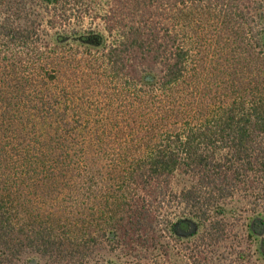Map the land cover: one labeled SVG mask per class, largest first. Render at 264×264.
Instances as JSON below:
<instances>
[{"label": "trees", "instance_id": "16d2710c", "mask_svg": "<svg viewBox=\"0 0 264 264\" xmlns=\"http://www.w3.org/2000/svg\"><path fill=\"white\" fill-rule=\"evenodd\" d=\"M42 1H0V264H156L173 204L215 245L225 201L264 218V0H114L79 60L47 30L89 4Z\"/></svg>", "mask_w": 264, "mask_h": 264}, {"label": "rangeland", "instance_id": "374dc122", "mask_svg": "<svg viewBox=\"0 0 264 264\" xmlns=\"http://www.w3.org/2000/svg\"><path fill=\"white\" fill-rule=\"evenodd\" d=\"M2 1V0H0ZM26 1V9L32 15V17H37L38 20L43 19L46 20L48 16H46V10L48 9L47 6H45V3L42 0H25ZM86 4L88 5L89 9L84 14V16H79L77 13V10L74 9L73 12H70L71 15L69 18H66L65 20H61L60 22H55L54 26L52 28H48V34L47 38L49 40H53L55 36L61 35L62 36V43H64V46L60 48L57 52L58 56H67L72 57L75 56L77 60L80 58L84 59H90L93 58V55H100L103 48L107 47L108 44L113 41V38L115 36H118V31H114L113 33H108L107 30L104 29L103 24L101 21L96 18V15H99V13H102L104 9L108 8L109 4L114 3V0H86ZM70 5V3L68 4ZM67 6V5H66ZM69 7V6H68ZM2 8V7H1ZM0 8V9H1ZM73 13H76V15H73ZM37 15V16H36ZM39 15V16H38ZM42 24H44L42 22ZM43 27V26H41ZM95 30L97 33H99L101 36V40L98 45H88L90 48L89 50L83 47V42H80V40L77 39L79 33L88 31V30ZM68 37V39H66ZM23 58L25 55H21ZM206 75H204V84L206 83L207 86L215 87L217 84V81L219 79V72L217 69L213 66V70H205ZM203 82V79L200 78ZM183 183L182 176L177 175L173 178L171 185L173 187H180V185ZM240 197H236L235 199L228 200L224 202L225 206V212L221 214V220L223 225L225 224V231L227 235L231 238L236 231H240V233L244 232L246 223L248 222V219L250 217V211L247 210V204H244V201L240 200ZM168 206V205H167ZM173 208H169L166 210V212H161V214L158 216V221L162 217H165L167 219H172L179 213H181V206L179 208L174 207V204L172 206ZM165 209V208H164ZM160 217V218H159ZM203 231V228L200 227V235ZM168 241V243L172 244L173 246V256L171 258H165V257H158V252H156V246L154 248H151L149 250L153 251L156 264H229V262H225L224 259H222V248L220 247V244H210L206 240L204 242L200 241H194V244L192 246V254L191 252L187 251L182 245L177 244L176 241H174V238L166 237L164 236V239ZM248 243V242H247ZM245 247V248H243ZM242 248L246 255L245 260L241 264H264V260L260 259L259 255L257 254V257L254 256V254H251V252L254 250V246L252 245L250 248L246 246L245 241L242 239ZM109 246H105V249L97 251L96 255L103 259V262L107 264V261L109 263L112 261L113 263L118 262L120 264H131L133 261L127 260L123 254L117 249L115 251H110ZM146 250V251H149ZM202 251V252H199ZM197 254L195 255V253ZM142 253H146L142 251ZM149 252H147L148 254ZM151 253V252H150ZM205 253V256L207 257L208 261L202 260V255ZM120 257H117V256ZM151 258V257H150ZM148 258V259H150ZM106 261V262H105ZM43 261L41 258H39L37 255L29 254L26 257H24L18 264H41Z\"/></svg>", "mask_w": 264, "mask_h": 264}, {"label": "flooded vegetation", "instance_id": "af4514ba", "mask_svg": "<svg viewBox=\"0 0 264 264\" xmlns=\"http://www.w3.org/2000/svg\"><path fill=\"white\" fill-rule=\"evenodd\" d=\"M55 39L63 41L61 35L55 36ZM80 42L87 45H98L101 37L95 30H88L79 33L77 37ZM161 215L158 221V227L156 230V252L158 257H165L172 259L173 246L168 241L163 240L164 236L174 238L177 244L182 245L187 251L192 254V246L194 241H201L200 226L197 224L193 216L186 212H181L172 219H167ZM242 239L245 241L246 246L249 248L253 245L254 250L251 254L264 260V218L258 215L250 214L248 222L246 223L244 232L236 231V233L230 238L225 229L219 239L220 247L222 248V259L229 264H241L245 260V253L242 248ZM248 242V243H247ZM247 258V257H246ZM202 260L205 261L207 257L205 253L202 255ZM110 264H120L118 262ZM207 264V262H206Z\"/></svg>", "mask_w": 264, "mask_h": 264}, {"label": "water", "instance_id": "95a60500", "mask_svg": "<svg viewBox=\"0 0 264 264\" xmlns=\"http://www.w3.org/2000/svg\"><path fill=\"white\" fill-rule=\"evenodd\" d=\"M66 39H68V37H66Z\"/></svg>", "mask_w": 264, "mask_h": 264}]
</instances>
